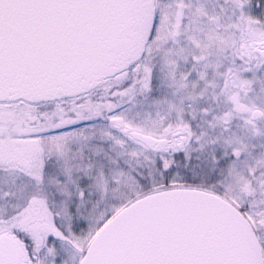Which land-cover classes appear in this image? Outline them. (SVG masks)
Wrapping results in <instances>:
<instances>
[{"label":"snow or ice","instance_id":"1","mask_svg":"<svg viewBox=\"0 0 264 264\" xmlns=\"http://www.w3.org/2000/svg\"><path fill=\"white\" fill-rule=\"evenodd\" d=\"M0 264H264V0H0Z\"/></svg>","mask_w":264,"mask_h":264}]
</instances>
